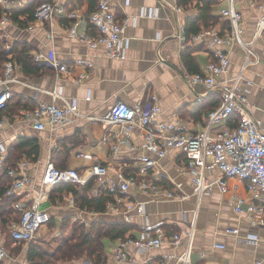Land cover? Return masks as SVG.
Here are the masks:
<instances>
[{"label": "crops", "instance_id": "crops-1", "mask_svg": "<svg viewBox=\"0 0 264 264\" xmlns=\"http://www.w3.org/2000/svg\"><path fill=\"white\" fill-rule=\"evenodd\" d=\"M43 1H57L65 7V12L49 21L34 18L29 21L34 8ZM97 4L98 0H16L7 10L18 13L19 19L10 18L0 25L2 36L8 43L19 45L18 52L25 47L27 54L33 57L39 52L47 53L54 49L57 57L68 67L61 71L47 60H34L33 64L24 67L14 53L11 55L16 62L18 81L12 84L14 94L7 104L10 108L7 107L1 116L6 122L0 125V144H4L11 153L16 148L20 149V138L38 140L37 160L30 161L26 156L20 158V161L29 162L28 174L32 182L31 187L23 192V197L30 201L41 192L43 173L50 159L59 166L83 170L99 162L106 167V180L110 182L121 174L125 175L128 167L137 170L141 155L155 156L144 148L142 132L133 133L129 144L122 145L118 154L113 152L111 144L117 140L113 133L115 129H108L102 118L118 100L144 106L155 94L162 108L160 120L187 132L207 130L208 113L219 105L222 91L200 83L194 85L188 75L204 72L218 49L227 52L230 58L226 75H235L246 62V49L238 43L217 45L210 36L196 38L206 29H216L221 35L230 32L229 21L221 15V9L227 5L225 0H216L211 6L214 19L209 21V28L198 19L202 15L203 2L200 0H111L117 20L125 26L122 34L124 49L119 57L110 56L104 46L91 48L84 40L70 34V27L76 21L78 34H96L90 15ZM238 8L244 17L243 39L253 42L258 58L257 62L247 64L244 71V93L250 113L264 121V31L259 36L256 34L258 21L264 15V0H238ZM70 13L76 18H72ZM197 24L200 30L194 32ZM179 34L186 36L184 46L180 44ZM184 53L191 57L189 67L184 61ZM192 69L199 71L193 72ZM58 92L61 95L56 97ZM65 99L75 102L83 116H72L57 129L47 126L44 130L35 129L27 118L31 109L40 102H56L64 106ZM233 127V122L228 119L211 129ZM107 135H110L109 142L104 141ZM130 145L136 149L131 151ZM83 153H90L93 157H85ZM186 169L184 154L178 149H170L158 161L155 173L150 177L168 186L180 181L189 197L185 200L167 199L133 189L128 199L143 202L145 211L133 210L128 213L129 218L123 212L98 214L82 211L75 200L72 204V194L65 195L64 202L59 199L54 204L50 197L56 186L42 191V207L49 209L58 223H62L66 216H70L72 222H79L74 220L75 217L84 218L86 225L90 218L99 217L127 222L131 230L126 237L139 236L145 224L163 221L162 227L167 235L163 244L144 252H138L130 245L125 249L129 256L121 264H134L130 260L133 258L185 264V254L189 264H255L257 260L264 264V227L251 225L249 216L236 212L234 208L238 198L246 200L245 205L256 200L248 189L247 181L228 177L225 179L227 190L222 191L217 183L221 174L214 170L209 175L210 180L216 182L212 190L197 198L191 185L192 173ZM0 172L4 171L0 169ZM97 189L96 184L90 193L98 195L93 193ZM183 211H187L186 219ZM231 229L236 232H229ZM190 230L193 232L191 237L188 235ZM176 233L182 236L179 245H175L171 238ZM42 235L40 231L38 237L46 238ZM54 235L60 236V229ZM67 235L70 236L71 232ZM120 241L105 240L109 253L107 264H112ZM28 245L26 243V249L20 255L12 257L9 254L4 264H26Z\"/></svg>", "mask_w": 264, "mask_h": 264}, {"label": "built area", "instance_id": "built-area-1", "mask_svg": "<svg viewBox=\"0 0 264 264\" xmlns=\"http://www.w3.org/2000/svg\"><path fill=\"white\" fill-rule=\"evenodd\" d=\"M16 0H0V6L8 9ZM223 1V0H220ZM226 7L221 9V15L225 17L231 30L227 34L221 35L216 29H206L196 35L197 39L210 36L212 42L217 45L238 43L246 49L247 59L241 70L235 75H226L230 65L228 53L218 49L214 54L204 72L189 74V81L192 84H203L207 88H220L222 91V103L218 107L211 109L208 113L209 129L199 132H187L177 129L173 125L160 120L162 108L159 97L152 95L150 102L146 105L141 103H128L118 100L110 108L107 115L102 118L108 129L113 130L117 140L113 141L111 148L115 154L120 152L122 145H128L135 132H142L145 143L144 148L150 154H143L139 157V165L133 174L119 175L117 180L108 182L106 180L107 169L99 162L87 167L83 171L77 168H59L53 160H48L42 177L41 192L31 201L24 198L23 192L31 187V178L28 174L29 162L21 160L15 167L7 164L9 153L4 144H0V169L6 171L13 179L8 190V194H16L21 198L14 203L15 209L20 214L19 222L10 225V234L15 243L25 241L30 243L39 236L41 227L51 219V212L42 207L43 193L49 188L62 183H72L78 186L82 194L92 177L97 178L98 189L93 190L95 194H107L111 199L107 203V212H123L126 218L128 213L136 210L139 213L145 211L143 202H133L128 199V194L133 189L144 192L154 197L167 199L185 200L189 197L183 189L180 181H174L170 186L156 181L150 175L155 173L157 163L164 158L170 149H178L187 159L186 172L192 173L191 185L197 198L208 194L216 183L210 180L209 175L218 171L221 177L217 180L222 191L227 190L226 178L239 177L247 181V186L253 192L255 201H249L245 205L242 198H238L234 203L236 212L247 214L251 225L264 227V121L255 118L249 111L244 91V71L249 63L258 61L257 54L253 48L252 41L243 39L244 17L238 8V0H225ZM262 7V5H259ZM65 7L57 1H43L34 10V19L37 21H49L56 15L63 14ZM72 18L76 15L70 13ZM10 17L4 16L0 19V25L8 22ZM90 20L97 32L95 35L76 32L74 22L70 27V34L84 40L91 48L104 46L108 54L112 57L122 55L124 49L123 37L124 24L117 20L116 13L111 6V0H98L97 8L90 15ZM264 31V15L259 19L257 25V36ZM180 44L186 43V36L179 34ZM11 45H7V50ZM253 57V58H251ZM36 61L47 60L61 71L68 69L67 65L57 57L54 49L47 53L39 52L34 56ZM82 62V60H78ZM18 81L16 75V62L11 57L4 62L3 71L0 73V110L4 109L13 96L12 84ZM61 93H56V97ZM66 100V99H65ZM201 100V97H199ZM233 114L239 117V124L233 129L211 128L217 124L227 121ZM72 116L79 117L83 114L75 102L66 100L64 106H59L56 102H40L33 110L27 114L37 130H44L47 126L57 129L66 123ZM6 119L0 118V125ZM110 135L104 137L105 142H109ZM131 151L136 146L130 145ZM85 157L92 158V154L83 153ZM74 204V198L71 199ZM186 219L187 211H183ZM74 220L86 224V219L75 217ZM163 221L145 224L137 237L128 236L120 241L115 249L112 264H121L125 261L129 253L128 246L132 245L138 252L160 247L167 235L163 229ZM235 233L236 230H229ZM192 230L188 235L191 237ZM173 243H182V236L179 233L171 236ZM5 237H0V260L8 257L9 252L5 246ZM191 243L189 244V247ZM218 247H223L219 245ZM188 255H184L185 264L188 263ZM134 264H164L158 260H137L130 259ZM189 264V263H188ZM255 264H263L257 260Z\"/></svg>", "mask_w": 264, "mask_h": 264}, {"label": "trees", "instance_id": "trees-1", "mask_svg": "<svg viewBox=\"0 0 264 264\" xmlns=\"http://www.w3.org/2000/svg\"><path fill=\"white\" fill-rule=\"evenodd\" d=\"M200 1H202L204 5L202 4L201 6L202 15H200L198 19H200V21H202V23L209 28V21H213L214 19V16L211 15V6L216 3V0ZM34 10L29 17V21L34 18ZM4 16L16 20L19 19L18 13H11L9 12V10L3 9L0 6V19ZM199 30L200 25L197 24L194 32H198ZM8 44V41L4 38V36H2V32L0 31V73H2L3 71L4 62L8 60L10 58V55H13V53L14 56L16 55L15 58H17V61L22 63L24 67L26 64H33L34 62H36L34 56L31 57L27 54V50L25 47L18 52L19 45L17 43H12L11 49L8 51ZM12 58L14 59L13 56ZM183 58L186 62V65L189 67L191 61L190 55L184 53ZM192 70L193 72L199 71L198 69ZM221 103L222 98L220 97L219 105H221ZM7 107L8 109L10 108L6 105L4 109L0 110V118L2 114L6 112ZM34 108H32L31 110H33ZM229 119L233 122V128H236L239 124V117L236 114H233ZM18 147L20 149L16 148V150H13L11 153H9V157L7 159L8 166L15 167L19 163L22 156H26L30 159V161L37 160L40 150V145L37 139L20 138ZM59 165V163H56V166L59 168H68ZM78 170L81 172L83 168ZM125 171V175H130L136 172L134 167H128V169ZM12 180L13 179L7 174L6 171L0 172V237H5L4 244L9 254L13 257L20 255L25 251L23 247H26V242L20 241L18 243H15L10 234V225L14 222H19L20 219V214L15 209L14 203L21 198L16 194H8V190L12 184ZM96 184L97 178L92 177L88 181L84 192L81 194L77 185L72 183H62L56 186L51 194L50 199L54 204L59 199L61 200V202H64L65 195L72 194L74 200L76 201V206L82 211L105 214L108 208L107 203L108 200L111 199V196L107 194L92 195L90 192ZM57 229H60V236L54 237L58 242L57 247L52 251L47 250L42 246V238L36 237L28 245L26 252V264H81L80 260L85 255L95 264H107L109 253L106 249L105 240H124L126 238V234L131 230V226L127 222L109 221L100 217L96 219L90 218V222L88 225L80 222H72V218L70 216L64 217L63 222L58 223L55 215L51 213V219L41 227V231H44L43 234L45 236L47 235L48 230L50 231V233L53 232L54 234ZM69 231L71 232L70 236L67 235ZM7 259H9V255L8 257L0 260V264H4V261Z\"/></svg>", "mask_w": 264, "mask_h": 264}, {"label": "rangeland", "instance_id": "rangeland-1", "mask_svg": "<svg viewBox=\"0 0 264 264\" xmlns=\"http://www.w3.org/2000/svg\"><path fill=\"white\" fill-rule=\"evenodd\" d=\"M43 233H44V231H43V232L41 231V234H43ZM54 234H55V233H54ZM54 234H53V232L50 233V231L48 230L47 235H45L46 238H42V240H43V245H42V246H43L45 249L52 251V250H54V249L57 247L58 242H57V240H55V238L53 237V236H55V237H57V236L54 235ZM40 237H41V236H40ZM42 237H44V234L42 235ZM23 249H26V247H23ZM22 251H24V250H22ZM20 253H21V252H20ZM80 263H81V264H95V263L92 262V261H91L86 255L82 257V259L80 260Z\"/></svg>", "mask_w": 264, "mask_h": 264}]
</instances>
